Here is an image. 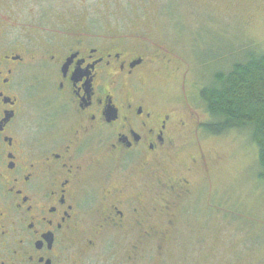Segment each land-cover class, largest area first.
I'll use <instances>...</instances> for the list:
<instances>
[{
	"label": "flooded vegetation",
	"instance_id": "obj_1",
	"mask_svg": "<svg viewBox=\"0 0 264 264\" xmlns=\"http://www.w3.org/2000/svg\"><path fill=\"white\" fill-rule=\"evenodd\" d=\"M34 1L0 0V264H164L204 164L199 115L152 95L181 61L143 22Z\"/></svg>",
	"mask_w": 264,
	"mask_h": 264
},
{
	"label": "rangeland",
	"instance_id": "obj_2",
	"mask_svg": "<svg viewBox=\"0 0 264 264\" xmlns=\"http://www.w3.org/2000/svg\"><path fill=\"white\" fill-rule=\"evenodd\" d=\"M74 1L46 0L37 6ZM30 2L35 1L25 0L23 8L33 7ZM98 2L88 0L86 5L102 15L104 26L109 18L123 16L130 30L143 22L146 32L181 61L176 73L161 69L151 77L153 97L176 107L180 118L192 114L188 106L206 123L209 116L199 91L214 73L227 71L247 53L264 52V0H101L96 6ZM200 152L204 164L199 161L192 176L195 189L183 201L178 224L170 232L164 264H264V182L254 174V144L247 132L212 137L201 129L197 145L184 149L185 160Z\"/></svg>",
	"mask_w": 264,
	"mask_h": 264
},
{
	"label": "trees",
	"instance_id": "obj_3",
	"mask_svg": "<svg viewBox=\"0 0 264 264\" xmlns=\"http://www.w3.org/2000/svg\"><path fill=\"white\" fill-rule=\"evenodd\" d=\"M247 54L245 59L232 63L227 71L214 73L211 83L199 91L209 116L202 130L212 137L231 130L247 132L257 151L254 174L257 181L263 183L264 52Z\"/></svg>",
	"mask_w": 264,
	"mask_h": 264
}]
</instances>
